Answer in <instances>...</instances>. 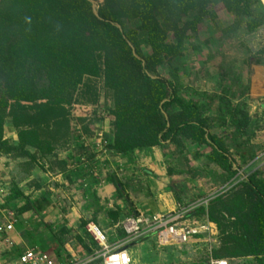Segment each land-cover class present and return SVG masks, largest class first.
Segmentation results:
<instances>
[{"label":"trees","instance_id":"16d2710c","mask_svg":"<svg viewBox=\"0 0 264 264\" xmlns=\"http://www.w3.org/2000/svg\"><path fill=\"white\" fill-rule=\"evenodd\" d=\"M258 2L103 0L98 6L97 17L88 0H0V151L16 158L28 157L38 165L34 153L23 142L15 144L3 139L5 116L12 111L27 114L35 110L42 119L66 120L70 115L64 106L67 93L81 85L85 73L99 71L105 86L112 91L113 99V105L104 117L108 119V151L128 157L140 150L171 147L189 141L196 146H207L208 162L225 180L230 179L238 169L233 167L229 145L221 134L212 130V126L230 125L239 133H247L252 123L248 110L231 101L235 93L228 96L229 89L221 95L205 94L208 99L205 106L197 99L186 98L174 82L157 74V68L182 54L184 41L198 33L204 20L216 17L219 4L228 12L247 17L246 29L255 30L263 24L255 14ZM130 18L139 20V28L144 31L150 46L149 54L143 53L142 41L135 28L120 29L111 23L121 24L123 19ZM262 52L264 49L259 50ZM255 61L259 63L260 59ZM215 99L219 104L216 118L212 120L205 110ZM236 152L241 160H246L240 147ZM198 154L202 156V153ZM73 160L80 162L78 154L61 157V166L56 172H66ZM73 171L82 180L88 174L84 162ZM143 171L152 174L150 170ZM66 178L70 181V173H66ZM103 181L114 187L120 205L108 210V216L103 219L95 215L103 207L98 203L101 195L97 194L100 178L94 177L84 191L93 199L91 204L95 209H92V215L79 219V232L90 237V243L83 242L85 254H92L99 248L86 230L89 221H94L106 234L109 233L106 230H115L121 238L124 231L115 224L125 216L138 213L122 177L113 171L106 173ZM17 183L14 182L12 187ZM34 185L39 187L36 182ZM18 188L0 203L2 208L14 212L15 230L27 239L30 247L48 252L56 262L65 261L68 256L65 257L61 250L65 239L60 233H65L68 227L61 224L56 229L54 223L42 217L41 227H31L27 226L24 217L28 211L42 214L50 203L48 191L32 199L25 188ZM0 189L9 193L4 183H0ZM165 189L172 191L174 199L181 205L184 197L175 186L169 184ZM206 213L218 228L213 257L226 258L229 264H234L240 257H252L257 264H264V178L258 177L256 172L248 175L230 192L214 198ZM188 214L196 217L194 212ZM143 240L156 243L151 236L135 242ZM52 249L59 258L54 257ZM22 251L15 248L9 260L4 257L5 261L14 264ZM86 264L95 263L89 261Z\"/></svg>","mask_w":264,"mask_h":264},{"label":"rangeland","instance_id":"374dc122","mask_svg":"<svg viewBox=\"0 0 264 264\" xmlns=\"http://www.w3.org/2000/svg\"><path fill=\"white\" fill-rule=\"evenodd\" d=\"M94 1L98 8L103 0ZM254 9L263 24L248 31L245 25L247 17L228 12L220 4L217 5L216 17L204 20L198 33L184 41L182 54L157 68V74L174 82L180 94L186 98L197 99L205 106L208 103L205 94L221 95L225 93V89H229L228 96L235 93V96H231V101L248 110L252 123L247 133H239L230 125L212 126V130L221 134L229 145L233 167L238 169L233 177L225 180L220 171L208 162L205 155L209 149L207 146H196L189 141L164 147L165 150L160 148L164 158L159 159L160 161L156 158L160 157L157 151L133 156L125 166H120L121 160H111L113 152L107 149L108 119L104 117L107 109L113 105L112 91L105 86L99 71H88L84 74L81 85L65 97L64 106L70 113L68 119L58 122L42 119L35 114V110L27 114L12 111L5 116L3 139L15 144L23 142L34 153L38 165L28 157L16 158L13 154L0 151V183H4L9 189V193L4 191L6 195L1 200L11 196L18 187L30 192L32 199L48 191L50 203L41 215L31 211L25 213L27 226L41 227V217L54 223L56 229L64 224L68 230L60 234L65 239L61 244L63 255L68 256L65 261L75 260L86 264L89 262L87 259L93 257L90 261L100 264L102 260L95 254L99 248L92 254H85L83 242L90 243V237L87 233L79 232V219L92 215L91 211L95 209L91 204L93 199L84 191L94 177L100 178L97 194L101 195L98 203L103 208L95 214L100 219L108 216V210L120 205V200L115 197L114 187L103 181L106 173L113 171L123 172L118 177L124 179L125 190L137 210L146 214L154 213L152 193L137 178L146 169L152 172L164 189L173 184L175 190L184 197L178 207L194 212L199 220L207 217L206 210L214 198L230 192L248 175L256 172L258 177L264 178V52L259 53V50L264 49V0H259ZM120 26L125 30L135 28L142 41L143 53H150V46L146 42L144 31L139 28L137 18L123 19ZM256 58L260 59L259 63L255 61ZM218 104V99H215L205 110L212 120L216 118ZM237 147H240V153H244L245 161L236 152ZM198 153H202V156ZM66 154H78L80 162L73 160L66 172H56L61 166L60 158ZM126 161L123 159L122 163ZM83 162L87 169H91L95 163V173L86 174L82 180L76 176L73 168L83 165ZM157 162L159 166H156ZM66 173L72 176L70 181L67 180ZM16 181L17 185L12 187ZM34 182L38 183V188ZM165 191L159 196L164 205L170 199L169 192H172ZM107 231L110 243H114L116 238L120 239L119 236L114 237L111 230ZM217 235L216 225V231L211 236L213 240L204 236L196 243L159 246L152 240H143L127 245L133 264H210V259L215 258L212 249L217 246ZM4 237L0 235V264H13L4 260L9 245ZM7 237L13 248L30 247L20 232L13 231ZM66 250L70 253L64 252ZM51 253L59 258L53 249ZM5 258L9 260L8 256ZM256 262L252 257L234 260V264H257Z\"/></svg>","mask_w":264,"mask_h":264},{"label":"built area","instance_id":"2783aa9c","mask_svg":"<svg viewBox=\"0 0 264 264\" xmlns=\"http://www.w3.org/2000/svg\"><path fill=\"white\" fill-rule=\"evenodd\" d=\"M6 193L0 189V203ZM187 209L176 208L163 213L146 214L138 210L136 215L125 216L120 219L115 227L124 231L123 238L114 239L110 243L107 234L94 222L86 224V230L90 233L99 250L95 254L102 260V264H133L128 243L151 236L154 237L159 246L171 244H185L202 240V237L211 238L216 231V225L207 217L199 220L189 215ZM15 216L10 209H4L0 205V235L5 236L4 241L12 245L7 237L14 230ZM117 237L115 230H111ZM213 240V238H211ZM93 257L87 259L92 260ZM75 260L56 262L54 258L45 251L35 246L25 248L18 255L15 264H84ZM87 262V261H85ZM210 264H229L226 258H211Z\"/></svg>","mask_w":264,"mask_h":264},{"label":"crops","instance_id":"0c3cea01","mask_svg":"<svg viewBox=\"0 0 264 264\" xmlns=\"http://www.w3.org/2000/svg\"><path fill=\"white\" fill-rule=\"evenodd\" d=\"M110 142V140L108 141V143ZM155 151L158 152V154L160 155V157H157V161L160 159V160H163V155H162V152L161 150H159L157 147H152V148H149V149H146V150H140L138 152H134L132 153L130 156L128 157H122L121 155H112L111 157V160H115L116 162H119L120 161V166H125L131 159L133 156H136L138 154H153L155 153ZM109 158V157H108ZM123 159H126L127 161L122 163L123 162ZM159 160V161H160ZM159 162H157L156 166H159L158 164ZM129 164V163H128ZM86 166V165H85ZM87 168V167H86ZM94 168H95V163L92 164V168L91 169H87L88 170V174H93L95 173L94 171ZM122 171V169H120ZM123 173V172H121ZM121 173H116L118 176L121 175ZM137 178H139L140 180V183H142L143 185H146L148 187V189L150 190V192L152 193V198H154V201H155V206L154 208L152 209V211H154V213H163V212H167V211H170V210H173V209H176L178 208L179 203L176 202V200L174 199V196H173V193L172 192H169L170 193V199L169 201H167L166 205L162 204L160 202V199H159V196L163 193V192H166L164 189V187H161L159 182L153 177V174H143V175H138ZM168 192V191H167ZM137 205V204H136ZM89 222H93V221H89ZM15 233H17L18 231L13 230ZM12 231V232H13ZM11 234V232L9 233ZM15 250V248L13 247H9L8 246V249L6 251V256L10 257L13 253V251ZM24 250V249H23ZM5 260V259H4ZM5 264V263H4ZM15 264V263H14Z\"/></svg>","mask_w":264,"mask_h":264},{"label":"water","instance_id":"95a60500","mask_svg":"<svg viewBox=\"0 0 264 264\" xmlns=\"http://www.w3.org/2000/svg\"><path fill=\"white\" fill-rule=\"evenodd\" d=\"M88 1L91 3V8H92V11H93L94 15L98 17V8L96 7L95 1H94V0H88ZM111 23H112L113 25H115L116 27H118V28L121 29V26H120V24H119L118 22H116V21H111ZM133 51H134V50H133ZM134 54H135L136 56H138L135 52H134ZM138 57H139V56H138ZM142 64H144V61H142ZM148 74H149L150 76L154 77V75L150 74L149 72H148Z\"/></svg>","mask_w":264,"mask_h":264}]
</instances>
